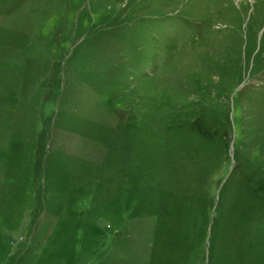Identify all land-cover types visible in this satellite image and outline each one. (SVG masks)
<instances>
[{
    "label": "rangeland",
    "instance_id": "374dc122",
    "mask_svg": "<svg viewBox=\"0 0 264 264\" xmlns=\"http://www.w3.org/2000/svg\"><path fill=\"white\" fill-rule=\"evenodd\" d=\"M0 264H264V0H0Z\"/></svg>",
    "mask_w": 264,
    "mask_h": 264
}]
</instances>
